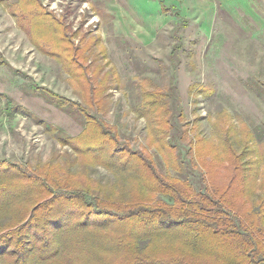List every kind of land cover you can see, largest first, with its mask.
Masks as SVG:
<instances>
[{"label":"rangeland","instance_id":"1","mask_svg":"<svg viewBox=\"0 0 264 264\" xmlns=\"http://www.w3.org/2000/svg\"><path fill=\"white\" fill-rule=\"evenodd\" d=\"M42 2L63 20L75 44L87 47L89 76L94 84L105 82L102 110L89 107L64 65L41 52L0 2V61L28 74L0 65V159L33 167L70 163L107 188L133 189L127 180L131 171L89 165L60 142L56 130L77 136L85 116L77 107L28 89L29 83L80 102L115 126L122 142L151 154L170 176L178 173L167 163V156H174L169 145L176 144L179 161L188 163L193 157L199 162L190 144L199 136L235 139L244 131L252 142H264L259 129L264 127V0ZM163 4L170 11L163 12ZM157 90L163 93L160 106H148L145 94ZM18 106L31 113L17 112ZM167 110L175 114L172 129L156 117ZM181 175L202 186L197 166L183 164Z\"/></svg>","mask_w":264,"mask_h":264},{"label":"trees","instance_id":"2","mask_svg":"<svg viewBox=\"0 0 264 264\" xmlns=\"http://www.w3.org/2000/svg\"><path fill=\"white\" fill-rule=\"evenodd\" d=\"M0 2L41 52L64 65L89 107L102 110L105 82L94 84L87 47L75 44L63 20L42 0ZM170 9L162 5L164 12ZM1 64L28 76L5 59ZM27 87L77 107L85 128L77 136L57 129L60 142L89 165L131 171L127 180L133 189L107 188L70 163L33 167L0 159V264L264 263V142H252L244 131L235 139L199 136L190 140L199 162L193 157L188 163L179 161L176 144L169 145L174 156H167V163L178 173L170 176L151 154L122 142L115 126L80 102L37 83ZM162 95L147 92L144 99L158 107ZM17 112L31 113L23 106ZM174 115L167 110L156 117L172 129ZM259 129L264 134V127ZM183 164L198 167L202 186L181 175Z\"/></svg>","mask_w":264,"mask_h":264},{"label":"crops","instance_id":"3","mask_svg":"<svg viewBox=\"0 0 264 264\" xmlns=\"http://www.w3.org/2000/svg\"><path fill=\"white\" fill-rule=\"evenodd\" d=\"M164 12V11H163Z\"/></svg>","mask_w":264,"mask_h":264}]
</instances>
